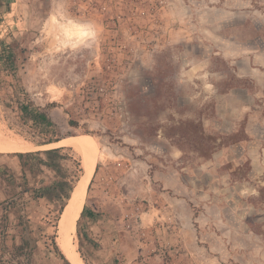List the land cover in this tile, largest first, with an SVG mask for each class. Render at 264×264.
<instances>
[{
  "label": "rangeland",
  "instance_id": "obj_1",
  "mask_svg": "<svg viewBox=\"0 0 264 264\" xmlns=\"http://www.w3.org/2000/svg\"><path fill=\"white\" fill-rule=\"evenodd\" d=\"M19 82L59 142L20 121ZM263 87L264 0H8L0 264H65L64 210L44 189L61 175L44 154L23 167L15 155L59 146L86 170L72 232L83 264H264ZM84 205L97 215L77 224Z\"/></svg>",
  "mask_w": 264,
  "mask_h": 264
},
{
  "label": "trees",
  "instance_id": "obj_2",
  "mask_svg": "<svg viewBox=\"0 0 264 264\" xmlns=\"http://www.w3.org/2000/svg\"><path fill=\"white\" fill-rule=\"evenodd\" d=\"M8 0H0V14L5 10L7 7ZM8 58V57H6ZM4 62L12 69L13 62L8 58V60H4ZM240 81L242 79L238 78ZM20 91L16 94L11 101V106L15 105V108L18 112V116L20 121L26 125L30 130L33 132H43L46 135L44 141L39 142V144H47V143H57L60 141V138L56 137L53 138L51 136L53 133L56 132V124L50 117L47 109L45 107L39 106L35 104L28 96L27 92L22 88L19 82ZM236 84H233L230 87H235ZM2 103H5L1 100ZM9 104V102H8ZM6 104V105H8ZM53 103L51 104V106ZM64 150H71V147L67 146H59L48 148L44 150H36V151H26V152H15V155L18 156L19 162L23 167L25 165V159L28 157H32L34 155L44 154L49 159H53L52 162L46 163L47 167H51L59 172L61 175L60 178H56L51 181L49 184L45 186V190L52 191L56 194V196L60 199V206L58 210V217L64 210V207L69 198H71V194L81 177L82 174V166H81V159L80 158H73L72 156H68L63 153ZM71 162L72 168L68 172V167L64 165L63 162ZM97 213L91 209H88L86 205L83 206L80 217L77 220V224H79L80 219L82 216H86L89 219H94ZM57 220V219H56ZM21 242L16 246V249L19 251V255L24 256V259L27 263H29L31 249L28 250L26 247L30 246V241L28 238L22 236ZM53 245L58 253H60L61 257L63 258L65 264H71L67 258L60 252L57 244L53 239ZM82 255V254H81ZM83 257V255H82ZM85 263L86 259L83 257Z\"/></svg>",
  "mask_w": 264,
  "mask_h": 264
},
{
  "label": "bare ground",
  "instance_id": "obj_3",
  "mask_svg": "<svg viewBox=\"0 0 264 264\" xmlns=\"http://www.w3.org/2000/svg\"><path fill=\"white\" fill-rule=\"evenodd\" d=\"M71 33H74V32H71ZM84 140H87V138L70 139L68 141L72 142V144H75L77 147H79L84 142ZM92 171H93V166H91L88 169V173H91ZM86 178H87L86 175L82 177L81 181L79 182L78 186L75 189V193L71 197L68 205L65 207L61 215V218H60L61 236L59 238L58 245L63 252H65L67 255H69L74 260L75 264H83L79 254L74 249L72 232L74 229V224H75V220H76V216L78 212L77 205L80 204L81 199L83 198L82 196L84 192V181L86 180Z\"/></svg>",
  "mask_w": 264,
  "mask_h": 264
},
{
  "label": "crops",
  "instance_id": "obj_4",
  "mask_svg": "<svg viewBox=\"0 0 264 264\" xmlns=\"http://www.w3.org/2000/svg\"><path fill=\"white\" fill-rule=\"evenodd\" d=\"M238 77H243V78H248V77H246V76H238ZM242 78V79H243ZM249 79V81H251L252 83H253V81H252V79L251 78H248ZM245 88H248V89H251V87H248V86H246ZM263 94H264V87H263ZM130 262H128V264H129Z\"/></svg>",
  "mask_w": 264,
  "mask_h": 264
},
{
  "label": "water",
  "instance_id": "obj_5",
  "mask_svg": "<svg viewBox=\"0 0 264 264\" xmlns=\"http://www.w3.org/2000/svg\"><path fill=\"white\" fill-rule=\"evenodd\" d=\"M82 170H83V171H82V175H84V174L86 173V170H84L83 167H82ZM82 175H81V176H82Z\"/></svg>",
  "mask_w": 264,
  "mask_h": 264
}]
</instances>
